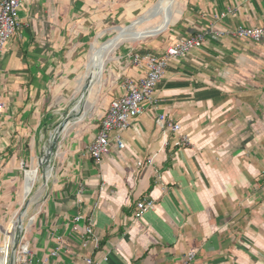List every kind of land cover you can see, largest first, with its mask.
<instances>
[{
	"label": "crops",
	"instance_id": "0c3cea01",
	"mask_svg": "<svg viewBox=\"0 0 264 264\" xmlns=\"http://www.w3.org/2000/svg\"><path fill=\"white\" fill-rule=\"evenodd\" d=\"M157 1L25 0L19 8L20 27L0 57V245L22 183L26 198V172L39 171L93 46ZM176 9L139 49L123 45L136 41L113 48L122 50L108 56L111 72L105 76L106 62L89 91L101 98L98 109L94 99L79 105L84 114L61 134L29 224L22 222L36 256L54 248L59 234L69 249L61 264H83L87 256L96 264H185L189 252L187 264H264V37L216 33L264 26V0H176ZM199 30H209L206 43L169 63L157 103L122 133L124 148L90 158L98 118L124 92L125 77L143 73L129 56L160 54ZM160 113L180 123L187 147L173 145L174 134L156 122ZM145 198L154 207L137 219L136 203ZM77 214L92 220L97 248L82 246L81 230L72 231Z\"/></svg>",
	"mask_w": 264,
	"mask_h": 264
},
{
	"label": "built area",
	"instance_id": "2783aa9c",
	"mask_svg": "<svg viewBox=\"0 0 264 264\" xmlns=\"http://www.w3.org/2000/svg\"><path fill=\"white\" fill-rule=\"evenodd\" d=\"M24 2L25 0H0V57L9 41L17 34L20 27L18 11ZM208 33L209 30H199L178 38L160 54L135 52L129 56V63L133 66H141L143 73L137 78L125 77L121 84L124 92L112 98L103 114L98 118L97 134L86 149L90 158L99 162L104 155L110 152L112 146L124 148L122 133L130 127L134 119L143 113L146 106H153L157 103L156 90L169 63L204 45ZM216 33L220 37L259 41L264 37V26H238L233 30H218ZM5 106V101L0 93V113ZM156 122L159 127L168 129L174 134V146L187 147L190 144V138L187 134L182 133L179 122L170 121L164 113L157 116ZM153 207L154 203L151 199L145 198L138 201L134 217L140 218L144 212ZM79 222L83 223L81 228ZM71 229L72 231L81 230L82 246L86 247L91 243L95 248L98 247V240L90 218L77 214L74 216ZM14 239L15 228L12 227L11 221L6 229L4 241L0 245V264H61L62 253L69 251L63 237L59 234L55 236L56 245L54 248L39 257L35 255L29 241L26 240L25 229L22 228L17 248L12 253ZM194 255V252H189L184 263L190 262ZM83 264H96V262L91 256H87L84 257Z\"/></svg>",
	"mask_w": 264,
	"mask_h": 264
},
{
	"label": "bare ground",
	"instance_id": "6f19581e",
	"mask_svg": "<svg viewBox=\"0 0 264 264\" xmlns=\"http://www.w3.org/2000/svg\"><path fill=\"white\" fill-rule=\"evenodd\" d=\"M176 13H178V10L176 9V0H158L157 3L150 9L145 11L143 15H141L140 17L137 16L138 18L135 19L130 26H121L115 28L116 34L113 37L107 39L102 44L100 43L98 46H93L92 55L86 67V72L84 73V76L79 80L78 86L76 88L77 92L81 94V89L84 84L85 78L90 75L94 77L93 84L99 86L102 68L107 62L108 53H111L113 48L117 44L122 41H141L146 37L149 38L151 36L157 35L168 27V25L174 20ZM155 21V25L150 24L151 22ZM120 34H124V36H120ZM87 98L89 97L86 96V99ZM79 100L80 97L76 100V104L74 105L75 109H77L79 105L84 104V101L81 102ZM47 149L48 147L45 150V154H42L44 158L47 155ZM26 173L25 196L27 197L37 181L39 190L42 188L43 177L46 174V179L49 178L51 174V168H49L45 160H42L41 164L39 165V171L32 170ZM25 214V211H21L18 214L16 220L14 221L15 225L17 224L19 226Z\"/></svg>",
	"mask_w": 264,
	"mask_h": 264
},
{
	"label": "rangeland",
	"instance_id": "374dc122",
	"mask_svg": "<svg viewBox=\"0 0 264 264\" xmlns=\"http://www.w3.org/2000/svg\"><path fill=\"white\" fill-rule=\"evenodd\" d=\"M127 25H129V23H127V24H124L123 26H127ZM152 25H155V23H152ZM116 30H113L112 32H110V33H108L107 35H105V36H103L100 40H98L97 41V45L96 46H98L100 43L102 44L103 42H105L107 39H109V38H111V37H113L116 33ZM125 34V33H124ZM124 34H120V36H124ZM161 34V33H160ZM159 34V35H160ZM158 36V35H157ZM154 38H156V37H146V38H144V39H142L141 41H136V42H132V43H129V42H127L126 44H123V45H125L126 47L127 46H132V47H134V48H136V49H139V46L140 45H142V44H144L147 40H149V39H154ZM122 44H120L119 46H118V48H122ZM118 45V44H117ZM116 45V46H117ZM122 49H117V51L115 52V53H110L108 56L111 58L112 56H113V54H114V56L116 55L117 56V54L116 53H119V51H121ZM91 55V54H90ZM87 61V60H86ZM111 61L109 60V62H107V65H108V67H107V65H106V71H105V76L107 77V75L109 74V72H111L110 71V68H112V65H111ZM86 72V69H85V71H84V73ZM93 88V87H92ZM94 90H95V88H93ZM93 90V91H94ZM93 91H92V93H93ZM91 92L89 93V95L90 94H92ZM71 94V99L70 100H68V102H67V108H66V111H68L69 109H71V108H73L74 107V105L76 104V100L79 98V96H80V93L79 92H77L76 91V88H74L73 89V91L70 93ZM99 94V93H98ZM89 95H88V97H89ZM103 95V94H102ZM93 99H94V101H95V108L94 109H92V111H94V110H96V109H98V106H99V104H100V101H101V98L99 97V95H97V94H95V92H94V94H92L89 98H87V102H89L90 104H93V103H91V101L93 102ZM89 103H87L85 106H88L89 105ZM91 112V111H90ZM87 117V116H86ZM91 117V116H90ZM43 152V151H42ZM43 154V153H42ZM36 169L38 168V165L35 167ZM39 174V173H38ZM23 186H24V184L22 183L21 184V187H20V189H19V194H18V198L16 199V200H14V201H16V204H15V206L12 208V210H13V213L15 212V211H17V210H15V209H18V212H16L14 215L12 214H10L9 213V219H11L10 221H12V227L14 228V225H15V223L13 222V221H15L16 220V217L18 216V214L22 211V206H23V204H24V202H25V200H29V204H28V207H27V209L25 210V216L23 217V222H24V224H29V221H30V219H31V216H32V214H31V207H32V197L34 196V193H36V192H38V191H40L39 190V186H38V181L36 182V184L32 187V189H31V192H30V194L26 197V198H23ZM45 187V185H43L42 186V189ZM11 210V211H12Z\"/></svg>",
	"mask_w": 264,
	"mask_h": 264
},
{
	"label": "water",
	"instance_id": "95a60500",
	"mask_svg": "<svg viewBox=\"0 0 264 264\" xmlns=\"http://www.w3.org/2000/svg\"><path fill=\"white\" fill-rule=\"evenodd\" d=\"M93 81H94V77L92 75L87 76L85 78L84 84H83L82 89H81V94L79 96L80 97L79 101H81V102L84 101V105H86V103H87L86 96L88 95V93L91 89ZM82 114H84V110L77 111L74 107L69 109L68 111H64L62 113L61 119L54 126V128L51 130V132L49 134V140H48V145H47V147H48L47 155L45 156V158L42 155V157L40 158V160L38 162V165L41 164L42 160H45L47 162V165L49 166V168L52 169L53 158L56 155L58 141H59L61 134L65 131V129L68 128V126L70 124H72L77 119H80ZM45 175L43 177V185L46 184V182L48 180V179H46ZM28 204H29V200H25V202L22 206V211L26 210V207ZM22 222H20L18 228H15V239H14L12 250H11L12 253L16 250L20 236H21V232H22V228H23Z\"/></svg>",
	"mask_w": 264,
	"mask_h": 264
}]
</instances>
